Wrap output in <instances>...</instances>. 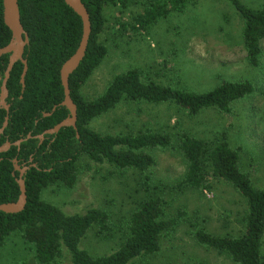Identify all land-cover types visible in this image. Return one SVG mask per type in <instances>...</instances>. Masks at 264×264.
I'll use <instances>...</instances> for the list:
<instances>
[{
    "label": "trees",
    "instance_id": "obj_1",
    "mask_svg": "<svg viewBox=\"0 0 264 264\" xmlns=\"http://www.w3.org/2000/svg\"><path fill=\"white\" fill-rule=\"evenodd\" d=\"M81 1L88 12L91 30L84 58L68 79L70 97L77 108L76 129L62 127L56 134H45L41 141L37 135L69 116L68 109L60 105L64 98L60 68L78 47L82 21L64 0H17L20 21L29 39L23 52L28 68L23 92L20 61L13 65L7 80L10 106L0 146L6 141L14 143L26 138L27 134L32 137L25 139L20 147L12 145L0 153V203L14 202L20 193L16 182L19 172L14 169L13 159L16 158L20 166L31 163L36 166L30 167L24 175L27 199L24 209L18 213L0 211V246L17 235L30 247L33 261L16 264H62L66 254L71 264H130L136 258L155 255L160 250L162 237L172 232L184 217L180 208L167 216V203L160 194L149 193L140 200L128 219L124 239L118 248L100 256L79 248V243L91 227H95L102 238L112 237L109 215L95 207L83 213L67 214L44 201L41 194L50 186L72 188L77 181L78 160L82 155L98 163L107 162L117 169L135 170L144 175L143 184L148 185L150 169L156 164L152 151L174 149L186 170L170 189L190 188L205 194L212 191L214 180H221L230 184L245 201L243 228L239 234H212L194 224L191 236L196 243L228 255L236 264H264V188L253 186L250 175L243 169L240 146L230 145L226 137L197 138L185 129L178 134L145 129L136 135H109L87 126L91 119L124 99L146 103L170 101L188 115H196L203 109L231 114L235 102L254 93V85L249 81H223L209 91L198 93L154 81L144 82L140 69L133 68L115 76L100 96L87 100L81 87L107 53L100 40L106 26L104 10L113 7L123 11L137 0ZM189 1L147 0L143 10L132 15L130 23L120 22L119 31L129 36L143 34L158 18L183 10ZM229 1L243 21L242 46L248 63L257 67L264 39V4L255 9L241 0ZM10 38L0 0V48L7 45ZM8 57V54L0 57L2 78ZM45 113L50 114L44 116ZM5 116L6 110L0 108V127ZM175 143L178 148L173 146Z\"/></svg>",
    "mask_w": 264,
    "mask_h": 264
},
{
    "label": "rangeland",
    "instance_id": "obj_2",
    "mask_svg": "<svg viewBox=\"0 0 264 264\" xmlns=\"http://www.w3.org/2000/svg\"><path fill=\"white\" fill-rule=\"evenodd\" d=\"M146 1L132 2L123 11L105 8L106 26L100 40L107 53L81 87L85 99L100 96L115 76L133 68L140 69L144 82L154 81L175 89L199 93L223 81H249L254 93L235 102L231 114L203 109L188 115L170 101L124 99L91 119L87 126L109 135H136L145 129L178 134L185 129L204 140L226 137L230 145L240 146L242 167L253 186L264 188V39L260 64L251 66L242 46L243 21L229 0H191L183 10L158 18L143 34L129 36L119 31L120 22L130 23ZM241 1L255 9L264 4V0ZM173 146L178 148L176 143ZM152 154L156 164L150 169L148 185L143 184L144 175L135 170L117 169L82 155L75 185L47 187L41 197L67 214L83 213L90 207L106 212L113 226L112 237L102 238L91 227L79 243V248L100 256L118 248L140 200L149 193L160 194L167 203V216L180 208L184 217L162 237L155 255L136 258L130 264H236L228 255L196 243L191 231L198 224L212 234H239L244 199L221 180H214L210 193L190 188L173 191L169 186L182 177L185 163L174 149L154 150ZM18 261L31 263L33 253L14 235L0 246V264ZM62 264H71L68 254Z\"/></svg>",
    "mask_w": 264,
    "mask_h": 264
},
{
    "label": "water",
    "instance_id": "obj_3",
    "mask_svg": "<svg viewBox=\"0 0 264 264\" xmlns=\"http://www.w3.org/2000/svg\"><path fill=\"white\" fill-rule=\"evenodd\" d=\"M66 5H68L79 17L82 21V35L78 47L75 52L62 64L60 68V80L63 87L64 98L60 105L65 106L69 111V116L53 126L50 129L45 130L42 134L37 135L41 141L44 138L45 134H56L62 127L72 126L76 129V118H77V108L75 103L72 101L70 97L69 84L68 79L69 76L77 69L80 62L84 58L85 51L88 44V39L90 36V21L88 12L82 3L81 0H64ZM3 5V20L5 25L9 28L11 32V38L7 45L0 48V57L2 55L8 54V64L6 70L4 72V78L1 77V87H0V108H4L6 112L9 111V104L6 102V98L8 96V90L6 87L7 80L9 78L10 72L13 68V65L20 61L23 64V71L20 76V83L22 87V91L25 88V75L27 72V61L23 58V52L25 46L28 44L29 39L28 35L23 29V26L20 21V14L17 0H2ZM56 106L52 108L53 112ZM50 113H45L44 116H48ZM8 123V116L4 118L2 126L0 127V135L3 133L5 127ZM78 136V134H77ZM31 134H27L26 138H21L11 143L9 141L4 142L0 146V153L7 151L12 145L20 147V144L28 138H31ZM14 169L19 172V176L16 180L19 186V196L14 202L0 203V211L5 213H18L22 211L26 204V188L24 184V175L27 170L36 166L35 163H31L29 166H20L16 158L13 159Z\"/></svg>",
    "mask_w": 264,
    "mask_h": 264
},
{
    "label": "flooded vegetation",
    "instance_id": "obj_4",
    "mask_svg": "<svg viewBox=\"0 0 264 264\" xmlns=\"http://www.w3.org/2000/svg\"><path fill=\"white\" fill-rule=\"evenodd\" d=\"M5 70H6V69H5ZM4 72H5V71H4ZM3 74H4V73H3ZM3 78H4V77H3ZM7 97H8V96H7ZM6 102H7V98H6ZM8 114H9V111L6 112V116H8ZM6 116H5V117H6ZM5 117H4V118H5Z\"/></svg>",
    "mask_w": 264,
    "mask_h": 264
}]
</instances>
